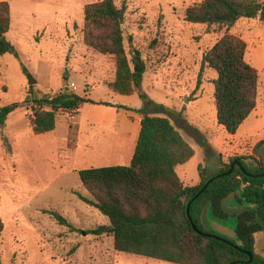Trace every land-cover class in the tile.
<instances>
[{
  "label": "rangeland",
  "instance_id": "1",
  "mask_svg": "<svg viewBox=\"0 0 264 264\" xmlns=\"http://www.w3.org/2000/svg\"><path fill=\"white\" fill-rule=\"evenodd\" d=\"M6 1L12 7L7 38L18 54L0 55V111L22 103L32 91L53 96L66 87L127 108L88 103L76 112H59L56 129L42 135L33 133L27 104L8 115L0 127V215L5 223L0 264H172L118 252L111 236L89 233L109 220L81 199L89 193L79 171L130 165L134 129L144 108L137 93L121 95L109 88L115 59L83 41L85 5L100 0ZM114 1L127 8V53L134 46L147 63L143 90L169 108L159 115L170 118L195 150L177 167L184 183L198 184L200 172L209 177L236 157L249 158L254 167L251 158L259 162L264 141V22L243 18L229 30L246 41V61L259 72L257 107L231 135L217 121L213 81L218 73L203 65L205 52L226 29L185 21L186 8L202 0ZM30 80L36 83L30 86ZM256 249L264 253V231L256 236Z\"/></svg>",
  "mask_w": 264,
  "mask_h": 264
},
{
  "label": "trees",
  "instance_id": "2",
  "mask_svg": "<svg viewBox=\"0 0 264 264\" xmlns=\"http://www.w3.org/2000/svg\"><path fill=\"white\" fill-rule=\"evenodd\" d=\"M126 10L125 5L119 7L114 0H100L84 8L85 45L115 59V78L108 83L109 88L121 95L137 93L144 103L141 131L131 164L79 171L82 187L89 193V197L80 196L81 199L109 220V224L89 233L111 236L118 252L172 264H264V256L255 247L256 233L264 231V176L248 177L236 166L230 175L218 178L204 190L192 203L189 214L199 231L213 233L201 224L202 209L211 202L212 213L223 214L222 199L240 191V198L257 205L236 215L239 240L235 244L252 254L251 262L247 253L214 236L200 234L190 223L188 203L210 178L229 171L232 160L209 177L200 172L201 181L197 185H185L180 178L176 168L190 161L195 150L170 118L159 115L163 111L169 113V108L151 100L142 88L147 63L138 48L131 46L129 54L126 51ZM243 18H259L264 22V0H202L185 10V21L189 23L226 29L225 35L205 52L203 65L218 73L213 81L217 121L231 135L237 133L258 104L259 72L246 61V41L229 33ZM10 29L11 6L3 0L0 1V55L18 54L7 38ZM25 72L28 71L25 69ZM88 103L127 108L96 102L87 92L79 95L67 87L53 96H39L32 91L22 103L1 109L0 127L5 125L10 113L27 104L33 111L29 119L33 133H50L56 129L59 112H76ZM148 108L152 111H147ZM252 172L264 174V158L260 169ZM51 213L60 222L67 223L57 212ZM4 228L0 215V234Z\"/></svg>",
  "mask_w": 264,
  "mask_h": 264
},
{
  "label": "water",
  "instance_id": "3",
  "mask_svg": "<svg viewBox=\"0 0 264 264\" xmlns=\"http://www.w3.org/2000/svg\"><path fill=\"white\" fill-rule=\"evenodd\" d=\"M35 83H36L35 80H30L29 81V85L30 86H33V84H35ZM261 154H262V156L264 158V150H262ZM236 165L241 168V170L244 172V174L250 176L249 173H247V171L245 170L244 166L242 165V163L240 161H236V162L232 163L229 171L210 178L206 182L204 187L200 190V192L188 203V205H187V214H188V216L190 214V208H191L192 203L204 192V190L213 181L217 180L218 178H220L222 176L230 175L234 171ZM262 176H264V175H254L253 177H262ZM238 192L240 194V191H238ZM235 196H236V192H232L227 197L222 199L221 207H222V211L223 212H225V213H227L229 215H240V214H243L248 209V205H236L235 204ZM182 201L185 202V198H182ZM249 205L251 207H254L256 204L250 203ZM211 213H212V203L208 202L204 206V208L202 209V212H201V215H200L201 224L203 225L204 229L205 230H213L216 233L227 237V239H226V238H223V237H220V236H214L218 240L233 246L234 248L240 250L241 252L247 253L250 256V262H251L252 254L250 252L242 249L239 245H237V244H235L233 242V241H238L239 240V236H238V233H237V222H236V220L231 219L228 222H226L227 223L226 224V223L220 222V221H218L216 219H213L211 217ZM189 220H190V223L192 224L193 228L197 232H199L200 234H203L205 236H213L211 234L203 233V232L199 231L190 216H189ZM230 264H236V262H232Z\"/></svg>",
  "mask_w": 264,
  "mask_h": 264
},
{
  "label": "flooded vegetation",
  "instance_id": "4",
  "mask_svg": "<svg viewBox=\"0 0 264 264\" xmlns=\"http://www.w3.org/2000/svg\"><path fill=\"white\" fill-rule=\"evenodd\" d=\"M261 145H263V150H264V144H261ZM248 159L249 158H246V157H240V160H233L232 161V163H234V162H236V161H240L241 163H242V165L243 164H245L246 166H247V168H245V166H244V168H245V170L247 171V173H249V175L250 176H248V175H246V176H248V177H253L254 175H264V174H253V170L254 169H260V162H261V160L263 159V156L262 155H260V160H259V162H258V160H255L254 158H251V159H253L254 160V162H256V165L254 166V167H252L250 164H249V162H248ZM237 166V165H236ZM235 166V167H236ZM256 178V177H255ZM235 204L236 205H248V209L245 211V212H247L249 209H255V208H257V205H255L254 207H251L249 204V202H247V200L245 199V198H240V194H239V192L237 191L236 192V196H235ZM221 209H222V207H221ZM244 212V213H245ZM243 213V214H244ZM240 215H242V214H240ZM211 217L213 218V219H216V220H218V221H220V222H223V223H226V222H228L229 220H231V219H234V220H236V215H229V214H227V213H225V212H223V214H220V213H217V214H214V213H211ZM237 222V221H236ZM227 224V223H226ZM207 232H213V233H208V234H211V235H213V236H220V237H223V238H226L227 239V237H225V236H223V235H220V234H218V233H216L215 231H213V230H206ZM234 243L236 242V241H233ZM238 242V241H237Z\"/></svg>",
  "mask_w": 264,
  "mask_h": 264
},
{
  "label": "crops",
  "instance_id": "5",
  "mask_svg": "<svg viewBox=\"0 0 264 264\" xmlns=\"http://www.w3.org/2000/svg\"><path fill=\"white\" fill-rule=\"evenodd\" d=\"M10 3V2H9ZM10 6H11V4H10ZM260 20V19H259ZM238 23V22H237ZM236 23V24H237ZM11 25H12V7H11ZM11 30V29H10ZM111 81H113V80H111ZM110 81V82H111ZM134 94H136V93H134ZM133 95V94H132ZM142 118H143V116H141V117H139V119H138V121H137V125H136V127H135V133H134V136H133V141H134V143L135 144H137V141H138V138H139V135H140V131H141V121H142ZM136 147V146H135ZM135 151V150H134ZM180 166V165H179ZM176 171H177V168H176ZM178 173V172H177ZM179 175V174H178ZM181 178V177H180ZM182 179V178H181ZM184 182V181H183ZM186 185V184H185ZM194 185H197V184H194ZM194 185H188V186H194ZM257 234L258 233H256V236H257ZM255 247H256V244H255ZM256 251H257V249H256ZM258 252V251H257ZM259 253V252H258ZM261 255H263L264 256V253H260Z\"/></svg>",
  "mask_w": 264,
  "mask_h": 264
},
{
  "label": "built area",
  "instance_id": "6",
  "mask_svg": "<svg viewBox=\"0 0 264 264\" xmlns=\"http://www.w3.org/2000/svg\"><path fill=\"white\" fill-rule=\"evenodd\" d=\"M72 86L76 88V85L75 84H72Z\"/></svg>",
  "mask_w": 264,
  "mask_h": 264
}]
</instances>
